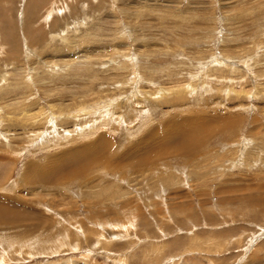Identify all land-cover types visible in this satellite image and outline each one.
Returning <instances> with one entry per match:
<instances>
[{
    "label": "rangeland",
    "instance_id": "374dc122",
    "mask_svg": "<svg viewBox=\"0 0 264 264\" xmlns=\"http://www.w3.org/2000/svg\"><path fill=\"white\" fill-rule=\"evenodd\" d=\"M0 81V251L75 246L0 264H264V0H0Z\"/></svg>",
    "mask_w": 264,
    "mask_h": 264
},
{
    "label": "bare ground",
    "instance_id": "6f19581e",
    "mask_svg": "<svg viewBox=\"0 0 264 264\" xmlns=\"http://www.w3.org/2000/svg\"><path fill=\"white\" fill-rule=\"evenodd\" d=\"M51 7H53L52 6V4H51ZM50 8V7H49ZM55 10H58V9H56L57 8V6H54L53 7ZM54 10V11H55ZM48 19V18H47ZM52 34V33H51ZM64 39V38H63ZM78 39V38H77ZM66 40H68V39H66ZM65 40V41H66ZM68 43V42H67ZM71 46V45H70ZM74 46V45H73ZM215 64V63H214ZM56 66V65H55ZM59 67V66H58ZM114 68V67H113ZM61 71V70H60ZM7 72V71H6ZM9 77V76H8ZM3 78V77H2ZM51 80V79H50ZM60 80V79H59ZM198 80V79H197ZM226 80V79H225ZM2 81V80H1ZM0 81V82H1ZM6 83H8L7 82V80L5 81ZM2 83H4V81L2 82ZM9 84V83H8ZM31 84V83H30ZM183 85V84H182ZM5 86H6V84H5ZM10 85H8V87H9ZM42 86V85H41ZM7 87V86H6ZM15 87V86H14ZM184 87H185V89L187 88V89H190V87H191V85H188L187 84V86L186 85H184ZM50 90V89H49ZM169 91H171V88L169 89ZM188 91V90H187ZM186 91V92H187ZM201 91V90H200ZM199 92V91H198ZM28 93V92H27ZM162 93H165V94H163L164 96H161L162 95ZM167 93H169V92H167V91H164L163 89H153L149 94L148 93H146V94H148L149 95V98L151 99V100H161V99H163V98H165L166 96L168 97V94ZM193 93H194V91H193ZM47 97V96H46ZM49 97H50V95H49ZM177 97V96H176ZM179 97V96H178ZM177 97V98H178ZM148 98V99H149ZM51 99V98H50ZM59 99V98H58ZM5 100V99H4ZM105 100V99H104ZM63 101V100H62ZM106 101V100H105ZM132 101V100H131ZM47 102V101H46ZM85 102V101H84ZM124 102V101H123ZM52 103V102H51ZM103 104H105V103H103ZM113 104V103H112ZM21 105V104H20ZM59 105H60V109L58 110L59 111V113L61 114V116L63 115V116H65V114H64V112H62L61 110L63 109V104L60 102L59 103ZM106 105H107V103H106ZM48 106V105H47ZM47 106L45 107V108H47ZM40 107V106H39ZM50 107V106H49ZM88 106L84 103V104H80V106H75V108L74 109H72V110H70V112L68 113V115L67 116H65V118H69V119H71L72 120V122H74V121H77L78 120V118L79 117H81L80 115H81V113H83V112H85V111H87V109H89V108H87ZM99 107H101L100 105H99ZM27 108V107H26ZM53 108V107H52ZM101 108H103V107H101ZM28 109V108H27ZM29 109H31V108H29ZM93 109V108H92ZM91 109V110H92ZM23 110V109H22ZM25 110V109H24ZM44 110V109H43ZM7 111V110H6ZM25 111H27V110H25ZM55 111V110H54ZM53 111V114H56L55 112ZM90 112V111H89ZM98 112H99V110H98ZM109 112V111H108ZM19 113V112H18ZM17 113V114H18ZM21 113H22V111H21ZM24 113V112H23ZM22 113V114H23ZM91 113V112H90ZM103 113V112H102ZM115 113V112H114ZM9 114V113H8ZM20 114V113H19ZM18 114V115H19ZM27 114H29V113H27ZM40 114H44V116L43 117H45V118H41V119H37L38 117H39V115ZM46 114V111H42V109H41V111H39V114L37 115H35L34 114V117H32V115H31V117H30V119H31V121H32V125L33 126H35V125H38V124H43V123H45L46 121H49V119H50V121H52V125H56V123H55V116H52V117H50L49 118V114L50 113H47V115H45ZM96 114V113H95ZM106 114V113H105ZM116 114V113H115ZM7 115V114H6ZM17 115V116H18ZM21 115V114H20ZM25 115H26V113H25ZM87 115V114H86ZM93 115V114H92ZM100 115V114H99ZM113 115V114H112ZM10 116V115H9ZM16 116V115H15ZM60 116V117H61ZM87 116H89V115H87ZM102 116H105V115H102ZM115 116V115H114ZM98 117V116H97ZM101 117V116H100ZM118 117V116H117ZM116 117V118H117ZM23 117H21V119H22ZM62 118V117H61ZM64 118V119H65ZM84 118V117H83ZM90 118V117H89ZM99 118V117H98ZM102 118V117H101ZM17 119H19V116L17 117ZM73 119H74V121H73ZM92 119H94L93 117H92ZM100 119V118H99ZM114 119H115V117H114ZM9 120V119H8ZM11 120H13V119H11ZM15 120V119H14ZM46 120V121H45ZM117 120V119H116ZM118 120H119V118H118ZM22 121H24L25 122V120H22ZM61 121V120H60ZM84 121V120H83ZM121 121V120H120ZM119 121V122H120ZM89 122H90V120H89ZM118 122V123H119ZM122 122V121H121ZM47 123V122H46ZM50 123V122H49ZM63 123H64V121H63ZM66 123V122H65ZM76 124H75V127H77L76 125H77V122H75ZM79 123V122H78ZM123 123V122H122ZM86 124V123H85ZM52 125H51V127H52ZM22 126V125H21ZM92 126L94 127V124H92ZM87 127V126H86ZM89 127V126H88ZM192 127V126H191ZM50 128V127H49ZM78 128V127H77ZM76 128V129H77ZM83 128V127H82ZM75 129V130H76ZM7 130V129H6ZM15 130V129H14ZM77 130H79V128L77 129ZM194 131L195 129H191L190 128V126H187V130H185V132L184 133H187V131H190V133H191V131ZM199 130V129H198ZM79 131H82V130H79ZM197 131V130H196ZM203 131V130H202ZM75 133H76V131H74ZM78 132V131H77ZM171 132H177V131H171ZM195 132V131H194ZM32 133H34V131H32ZM80 133H82V132H80ZM90 133V132H89ZM197 132H195L194 134H196ZM199 133H201V132H199ZM187 134H189V132L187 133ZM58 136V135H57ZM181 136H182V134H181ZM187 137V136H186ZM191 137V136H190ZM204 137V136H203ZM192 138V137H191ZM53 139V138H52ZM162 141V140H161ZM182 145H184V144H182ZM95 146V145H94ZM91 148V147H90ZM185 148H187V146H184L183 147V150L185 151ZM91 149H93V148H91ZM173 149V148H172ZM98 150V149H97ZM208 150V149H207ZM207 150H203V152H204V157H206L205 159H207L208 157H209V151H207ZM211 150V149H210ZM174 151V150H173ZM196 151V150H195ZM202 152V153H203ZM92 153V152H91ZM193 152H192V150L190 149L189 150V153L188 154H192ZM183 154V153H182ZM67 155V154H66ZM184 155V154H183ZM179 156V155H178ZM200 155H198V157H199ZM65 157V156H64ZM93 158H95V159H97L96 161H94V162H96L97 164L99 163L103 168H106V169H112V168H115L114 166H112L110 163H107V161H106V158L104 157V154L101 152V154H98V155H96V156H94ZM92 158V159H93ZM62 159V158H61ZM81 159V158H80ZM169 159V158H168ZM185 159V158H184ZM190 159V158H189ZM198 159V161L200 160L199 158H197ZM65 160V159H64ZM92 161V160H91ZM183 161V160H182ZM187 161V160H186ZM90 162V161H89ZM140 162V161H139ZM145 162V161H144ZM143 162V163H144ZM191 162H193V161H191ZM203 162V161H202ZM218 162V161H217ZM186 163V162H185ZM194 163L196 164V162L194 161ZM201 163V162H200ZM254 163V162H253ZM8 164V163H7ZM169 164V163H168ZM202 164V163H201ZM188 165H191L190 163L188 164ZM60 166V165H59ZM146 166V164H143V165H141L140 166V169L142 170V169H145L144 167ZM170 166H172V165H170ZM199 166V165H198ZM124 167V166H123ZM188 167V166H187ZM190 167V166H189ZM196 168V167H195ZM151 169V168H150ZM68 170V169H67ZM147 170V169H146ZM161 170V169H160ZM94 171V170H93ZM144 172V171H143ZM151 172H152V170H151ZM168 172V171H167ZM162 173V172H161ZM37 174V173H36ZM103 174V173H102ZM149 174V173H148ZM70 176V175H69ZM106 176V175H105ZM172 176V175H171ZM149 177V176H148ZM173 177V176H172ZM23 178V177H22ZM71 178V177H70ZM154 178V175H152L151 176V178L150 179H153ZM24 179V178H23ZM26 179H28V178H26ZM25 179V180H26ZM39 179V178H38ZM37 179V180H38ZM72 179V178H71ZM44 180V179H43ZM111 180V179H110ZM19 181H21V179L19 180ZM87 181H88V179H87ZM94 181V180H93ZM22 182H25V181H22ZM71 183V182H70ZM69 183V184H70ZM83 183V182H82ZM157 183V184H156ZM156 183H155V185H159V184H162V185H165V183H164V181H162L161 182V179L160 178H158V180L156 181ZM25 184V183H24ZM88 184V183H87ZM83 185V184H82ZM92 185V184H91ZM108 185V184H107ZM39 186V185H38ZM45 186H47V185H45ZM32 188V187H31ZM62 188V187H61ZM95 188V187H94ZM97 188V187H96ZM6 189V188H5ZM89 189H91V188H89ZM107 189V188H106ZM105 189V190H106ZM55 190V189H54ZM53 190V191H54ZM65 190V189H64ZM68 190V189H67ZM66 190V191H67ZM104 190V191H105ZM5 191V190H4ZM52 191V192H53ZM69 191V190H68ZM121 191V190H120ZM63 192V191H62ZM94 193V192H93ZM103 193V192H102ZM95 195V194H94ZM99 195V194H98ZM106 195V194H105ZM108 195H109V193H108ZM92 196V195H91ZM114 196H116V194H114ZM82 197H83V195H82ZM98 197V196H97ZM59 198V197H58ZM44 199H45V197H44ZM118 199H120V198H118ZM61 200V199H60ZM51 202V201H50ZM65 202V201H64ZM54 203H55V201H54ZM57 203V202H56ZM62 203V202H61ZM68 204V203H67ZM97 206V205H96ZM126 207V206H125ZM53 208V207H52ZM57 209V208H56ZM96 209V208H95ZM101 209V208H100ZM51 210V209H50ZM115 210V209H114ZM57 211H58V209H57ZM100 211V210H99ZM12 214V213H11ZM96 214V213H95ZM56 215V214H55ZM63 215V214H62ZM121 215V214H120ZM8 216V215H7ZM4 217V216H3ZM54 217V216H53ZM61 217V216H60ZM5 218V217H4ZM13 218H15V215H14V217ZM74 218V217H73ZM126 218V217H125ZM90 220V219H89ZM70 221V220H69ZM100 223H101V221H99ZM130 222V221H129ZM126 223V222H125ZM73 224V223H72ZM101 224H103V223H101ZM127 224V223H126ZM126 224H124L125 226H123V228H124V231L125 232H127L128 230H127V228L126 227H131V226H133L132 225V223H131V225H126ZM74 225V224H73ZM100 225V224H99ZM75 226V225H74ZM108 226V225H107ZM113 227V226H112ZM111 227V228H112ZM100 230V229H99ZM2 233V232H1ZM71 234V233H70ZM103 234V233H102ZM4 235V234H3ZM3 235H2V237H3ZM60 235V234H59ZM100 235V234H99ZM6 236V235H5ZM1 237V238H2ZM99 237V236H98ZM0 238V239H1ZM57 240L55 241V242H52V243H50V245H47L46 244V242L44 241V245L45 246H43L42 248H40V245L38 244V242L35 240V239H29V241H24V239L23 240H18V239H16V238H11V237H9V239H8V241H6L4 244V246H5V249H4V247H3V252H1L0 251V260H5V259H10V257H13L14 258V256H17L18 257V255H19V257H24L22 254H27L28 255V258L30 257H33L34 255H38V254H41V255H53V252H55V253H57L58 251H60L59 249H60V247L61 246H63V245H66L67 247H69V248H74L75 246H72V244H69V242H70V237H69V235H68V233L67 234H64V233H61V236L60 237H58L57 236ZM3 239V238H2ZM5 239V238H4ZM7 239V238H6ZM56 239V238H55ZM86 239V238H85ZM26 240V239H25ZM97 240H98V238H97ZM101 242L103 243L104 241L106 242V239H105V236H101ZM113 240V239H112ZM5 240H3V242H4ZM50 241V240H49ZM52 241V240H51ZM111 241V240H110ZM142 241V240H141ZM1 242V241H0ZM79 242V241H78ZM73 243V242H72ZM3 244V243H2ZM104 244V243H103ZM0 245H1V243H0ZM38 245V248H39V252L37 251V253L35 254V252H34V249H35V247ZM115 245V244H114ZM24 247H26L27 248V250H24ZM100 247V246H99ZM1 248H2V246H1ZM109 252V251H108ZM120 252H122V250L120 251ZM128 252V251H127ZM3 253V254H2ZM125 253V252H124ZM16 254V255H15ZM18 254V255H17ZM120 256V255H119ZM122 256H125V257H121L120 259H119V261L118 262H120V263H122V264H125V262H127L125 259H126V253L125 254H123ZM18 257V258H19ZM27 257V256H26ZM116 258V257H115ZM25 259V258H24ZM27 260V259H26ZM25 260V261H26ZM9 261V260H8ZM20 262V261H19ZM55 262V261H54ZM1 263V262H0ZM10 264H13V263H10ZM48 264V263H47ZM51 264V263H50ZM52 264H87V262L86 261H83V260H78V259H72L71 257H69V258H66V259H63V260H61V261H59V262H57V263H52ZM117 264V263H116Z\"/></svg>",
    "mask_w": 264,
    "mask_h": 264
}]
</instances>
